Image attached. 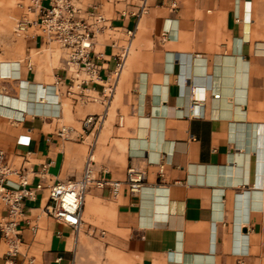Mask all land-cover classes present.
Wrapping results in <instances>:
<instances>
[{"label": "crops", "instance_id": "0c3cea01", "mask_svg": "<svg viewBox=\"0 0 264 264\" xmlns=\"http://www.w3.org/2000/svg\"><path fill=\"white\" fill-rule=\"evenodd\" d=\"M80 2H100L111 19L94 40L104 81L79 86L58 46L29 33L25 59L2 57L16 60V75L0 77V95L35 96L42 85L53 99L40 114L0 102V148L32 185L80 178L88 144L97 171L124 179L133 165L146 187L118 197L91 188L78 232L43 212L48 192L38 190L23 202L18 254L0 232V264H264V0H151L140 18L122 17L114 0ZM127 30L130 52L107 98ZM196 86L200 117L190 112ZM90 115L99 118L86 129ZM63 124L71 139L57 134ZM5 213L0 203V221Z\"/></svg>", "mask_w": 264, "mask_h": 264}, {"label": "built area", "instance_id": "2783aa9c", "mask_svg": "<svg viewBox=\"0 0 264 264\" xmlns=\"http://www.w3.org/2000/svg\"><path fill=\"white\" fill-rule=\"evenodd\" d=\"M150 1L114 0V3L124 5L121 10H117L122 17L140 18L149 11ZM17 6L20 9V13L15 16L14 33L17 36L25 37L31 32H39L46 38V43L57 42L64 50L65 64L68 70L75 73L72 78L79 81V86L104 81L95 60L100 58V54L94 49V40L112 24L100 2L86 8L80 0H17ZM133 36L134 31L127 30L126 43L120 46V50L115 54L118 59L116 68L107 77L103 89V94L107 98H110L115 90L116 77L124 68ZM81 72L86 76L79 77ZM199 88L196 86L192 90L190 112L194 117L202 116L204 103L202 98L197 96ZM60 117L61 114L55 118ZM98 118L94 115L88 116L84 120V127L87 129L96 123ZM74 133L75 129L65 124L57 131L65 140L71 139ZM146 174L145 170L130 165L124 179L113 178L106 171L96 170L95 160L90 152L80 178L57 179L48 184L38 182L32 185L29 181L28 168L16 166L0 148V203L6 212L0 221V232L9 245L7 254L14 256L20 252L22 241L19 223L25 215L23 202L35 199L38 190L48 192V202L43 212L78 232L83 221L85 197L91 188L108 189L114 197H118L124 187L131 194H140L146 187ZM160 174H164V165L160 166Z\"/></svg>", "mask_w": 264, "mask_h": 264}, {"label": "rangeland", "instance_id": "374dc122", "mask_svg": "<svg viewBox=\"0 0 264 264\" xmlns=\"http://www.w3.org/2000/svg\"><path fill=\"white\" fill-rule=\"evenodd\" d=\"M11 5L12 2L10 0H0V57L2 58L4 55L5 57L25 59L26 50L23 37L17 36L14 33L15 18L10 17L11 14H14V16L18 15L20 13V9L17 4L13 7H11ZM49 44L58 46L61 57L64 56L65 53L57 42H51ZM44 53L45 52L36 54L33 52L31 56L34 58L38 57L39 62L41 59H44ZM61 57L59 63L60 67L62 65ZM46 66L47 65L39 66L38 69H40V71L43 69L47 71ZM87 141L88 143L91 142L89 139ZM89 150L90 145L86 144L85 157H87ZM94 157L98 160L97 154H95Z\"/></svg>", "mask_w": 264, "mask_h": 264}, {"label": "bare ground", "instance_id": "6f19581e", "mask_svg": "<svg viewBox=\"0 0 264 264\" xmlns=\"http://www.w3.org/2000/svg\"><path fill=\"white\" fill-rule=\"evenodd\" d=\"M12 1H13L14 5L17 4V0H12ZM10 17L15 18L14 14H11ZM15 61L16 60H14V59L10 60V59H5V58H0V77H6V76L11 77V76L16 75V74H14V73H16V71H14V69H13L14 64L12 65V63ZM123 70H124V68L118 73V75L116 77V83L119 80L120 75L123 72ZM116 83H115V86H116ZM32 86L33 85L30 82H24L23 83V87H26L27 90L33 89ZM54 89L55 88L53 86L49 87L47 90V87H43L42 85H36L35 86V91H36L35 96L27 94L26 97L23 96L22 98L19 97L18 100L9 101L7 98H4L3 96L0 95V102L1 103H10L13 106L22 107V108L27 109L30 112H34V113L38 112L40 114L41 112H44V107L48 106L50 100L53 99L52 98V95H53L52 92ZM46 91H48V92H46ZM203 92H204L203 89H199L197 96L203 97L204 96ZM43 95H44V97H42ZM37 97H38V99H37ZM2 107H4V106H2ZM45 115H47V114L45 113ZM53 115H55V114H53ZM53 117H56V116H53Z\"/></svg>", "mask_w": 264, "mask_h": 264}]
</instances>
